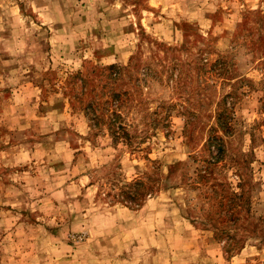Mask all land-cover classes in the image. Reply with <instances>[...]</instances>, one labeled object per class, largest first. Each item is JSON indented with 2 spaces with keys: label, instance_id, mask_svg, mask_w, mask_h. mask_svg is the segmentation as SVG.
<instances>
[{
  "label": "rangeland",
  "instance_id": "obj_1",
  "mask_svg": "<svg viewBox=\"0 0 264 264\" xmlns=\"http://www.w3.org/2000/svg\"><path fill=\"white\" fill-rule=\"evenodd\" d=\"M263 97L264 0H0V264H264Z\"/></svg>",
  "mask_w": 264,
  "mask_h": 264
},
{
  "label": "trees",
  "instance_id": "obj_2",
  "mask_svg": "<svg viewBox=\"0 0 264 264\" xmlns=\"http://www.w3.org/2000/svg\"><path fill=\"white\" fill-rule=\"evenodd\" d=\"M260 111L264 113V97L260 100ZM91 105H93L91 103V101H87L84 109L87 111V109L91 108ZM106 115V113H105ZM91 118V117H90ZM95 118L97 119L98 116H95ZM117 118V115L115 113V111H111L110 117L108 118V120H106V124L110 127V128H116L119 131H115L112 129V136L113 138H124L126 140V143L129 144L130 143V138L128 133L125 131L124 127L121 125H117L116 127H113V123H115V119ZM216 128L221 131L224 135H227L228 131L230 130V126L228 123V120L225 118V116L218 114V117L216 119ZM112 126V127H111ZM208 146V150L211 151L213 148L215 149L214 153L210 152V157L209 160L206 161V166H208L209 164H214L216 162H218L221 159V156L223 154V143L221 140V137L218 136L217 134H215L214 132H212L207 140V144ZM237 163V162H236ZM238 164V163H237ZM239 186L244 184V180L243 179H239ZM132 195L130 196V199L132 197H134V193H131ZM237 197H243V195L240 193L237 195Z\"/></svg>",
  "mask_w": 264,
  "mask_h": 264
}]
</instances>
